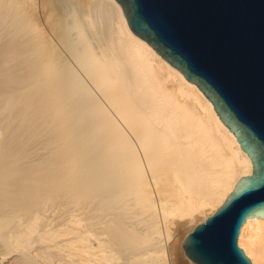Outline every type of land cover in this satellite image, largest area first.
I'll list each match as a JSON object with an SVG mask.
<instances>
[{
    "label": "bare ground",
    "instance_id": "1",
    "mask_svg": "<svg viewBox=\"0 0 264 264\" xmlns=\"http://www.w3.org/2000/svg\"><path fill=\"white\" fill-rule=\"evenodd\" d=\"M252 169L117 0H0V263L171 264ZM238 244L264 264V218Z\"/></svg>",
    "mask_w": 264,
    "mask_h": 264
},
{
    "label": "water",
    "instance_id": "2",
    "mask_svg": "<svg viewBox=\"0 0 264 264\" xmlns=\"http://www.w3.org/2000/svg\"><path fill=\"white\" fill-rule=\"evenodd\" d=\"M130 29L205 94L252 161L217 210L187 235L195 264H252L238 244L264 218V0H117Z\"/></svg>",
    "mask_w": 264,
    "mask_h": 264
},
{
    "label": "rangeland",
    "instance_id": "3",
    "mask_svg": "<svg viewBox=\"0 0 264 264\" xmlns=\"http://www.w3.org/2000/svg\"><path fill=\"white\" fill-rule=\"evenodd\" d=\"M194 226L195 224L193 222H187L180 231L173 232V240L170 243L173 245L172 252L170 254L171 264H180L181 262H184L185 264H195L185 255L184 250L182 248V241L185 240V237H187V235L193 230L191 228H193ZM14 259L15 256L9 258L8 262H3L0 264H15L14 262H12Z\"/></svg>",
    "mask_w": 264,
    "mask_h": 264
}]
</instances>
